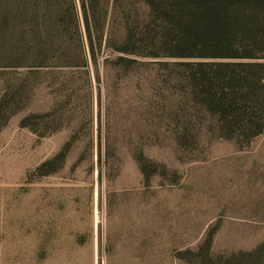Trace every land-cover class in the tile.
<instances>
[{
    "label": "rangeland",
    "instance_id": "obj_1",
    "mask_svg": "<svg viewBox=\"0 0 264 264\" xmlns=\"http://www.w3.org/2000/svg\"><path fill=\"white\" fill-rule=\"evenodd\" d=\"M26 45L2 18L0 264H200L201 246L224 264L264 240V128L218 137L187 101L133 78L85 87Z\"/></svg>",
    "mask_w": 264,
    "mask_h": 264
},
{
    "label": "trees",
    "instance_id": "obj_2",
    "mask_svg": "<svg viewBox=\"0 0 264 264\" xmlns=\"http://www.w3.org/2000/svg\"><path fill=\"white\" fill-rule=\"evenodd\" d=\"M1 6L0 20H11L19 41L26 40V55L74 70L85 87L93 79L99 86L133 78L165 92L167 102H189L218 137L246 143L263 131L264 0H0ZM179 123H171L175 132ZM134 159L148 181L154 163L142 153ZM202 247L198 262L210 264ZM223 260L264 264V240Z\"/></svg>",
    "mask_w": 264,
    "mask_h": 264
}]
</instances>
